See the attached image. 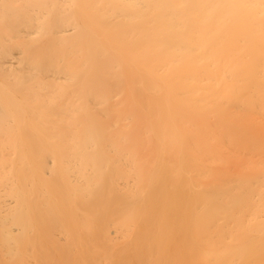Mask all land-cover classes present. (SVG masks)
<instances>
[{"label": "bare ground", "instance_id": "obj_1", "mask_svg": "<svg viewBox=\"0 0 264 264\" xmlns=\"http://www.w3.org/2000/svg\"><path fill=\"white\" fill-rule=\"evenodd\" d=\"M0 264H264V0H0Z\"/></svg>", "mask_w": 264, "mask_h": 264}]
</instances>
